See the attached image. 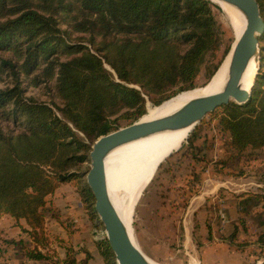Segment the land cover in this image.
Returning <instances> with one entry per match:
<instances>
[{"label":"trees","instance_id":"16d2710c","mask_svg":"<svg viewBox=\"0 0 264 264\" xmlns=\"http://www.w3.org/2000/svg\"><path fill=\"white\" fill-rule=\"evenodd\" d=\"M257 2L264 20V0ZM212 5L210 0H0V82L14 80L0 89V116L16 123L0 127V218L9 215L28 235L31 247L23 248L28 259L57 264L45 226L47 196L79 179L96 138L121 127V121L140 118L146 97L157 106L193 88L203 55L215 43ZM60 25L84 34L88 46L68 42L69 30ZM259 47L264 65V31ZM51 81L60 104L24 96L23 82L38 87ZM210 113L219 114L232 150L262 148L264 72L257 71L246 102H229ZM78 191L95 218L91 190L79 183ZM98 246L103 260L114 264L108 242ZM71 253L65 249L63 264H86L90 258L86 252L77 261Z\"/></svg>","mask_w":264,"mask_h":264},{"label":"rangeland","instance_id":"374dc122","mask_svg":"<svg viewBox=\"0 0 264 264\" xmlns=\"http://www.w3.org/2000/svg\"><path fill=\"white\" fill-rule=\"evenodd\" d=\"M213 4L211 10L215 19V43L203 55L193 88L176 92L167 99L206 85L232 47L234 39L226 17L220 7L215 2ZM60 27L68 29L66 25H60ZM69 33L68 42L83 41L88 46V43L84 41L86 37L84 34L70 30ZM260 51L259 47L258 73L264 72ZM106 67L109 69L108 66ZM13 82L14 80L10 76L6 77L0 82V89L11 87ZM26 84V82L22 83L24 96H33L39 101L50 104L53 102L60 104L54 93L53 81L38 87ZM148 105L156 106L146 97L145 113L138 119L145 116ZM11 107L12 104L9 105V108ZM218 121V113H208L204 116L188 132L180 145L163 160L155 175L142 188L138 198H132L130 188L129 191L123 182H119L115 186L119 200L129 218L131 236L135 244L156 264H197L194 259H191V262L185 259L188 256L182 247V221L191 215V210L195 206L210 205L216 207L217 210H223L228 204L239 203L243 205L241 206V209L245 211L243 213L251 214L252 218L259 219L257 222L263 228L260 226L258 230L263 231L262 229H264V198L262 197L264 194V146L259 149L248 147L242 152L232 150L229 144V134L223 130ZM120 123L123 127L128 122L121 121ZM2 126L15 128L16 123L12 118L2 120L0 116V127ZM81 136L83 135L81 134ZM188 138H190L189 141H187ZM85 141L87 142L86 139ZM89 166L88 153V159L80 169L81 176L79 179L73 180L77 184V190L79 183L86 184L85 175ZM77 204L78 206L82 205L87 213L89 219L86 220V223L91 228L89 231L91 238H94L95 243L104 241L103 225L99 223L98 216L91 219L82 200ZM0 221H3V218ZM18 224L10 219L5 225L17 226L21 232L19 234L21 237L17 239H15L17 231L11 239H4L5 234L0 230V264H40L41 262L30 260L24 255L23 248L29 247L30 241L28 235L21 231ZM72 224L77 225L74 221ZM69 229L64 230L67 239L71 237L68 232ZM51 237H53L51 249L54 248L57 254L56 259L58 257V260L55 259V261L57 264H63V247L74 251L72 245H68L72 242L68 240L67 247L57 244L58 241L62 240L58 239V234H53ZM19 239L25 243L23 245L16 244ZM76 240L80 244L81 240ZM11 241L15 243L13 244ZM96 247L99 249L98 245ZM52 254L54 253H50V255ZM73 255L75 256V254ZM111 261L116 264L114 256ZM89 264L108 263L101 258L98 251H93Z\"/></svg>","mask_w":264,"mask_h":264},{"label":"water","instance_id":"95a60500","mask_svg":"<svg viewBox=\"0 0 264 264\" xmlns=\"http://www.w3.org/2000/svg\"><path fill=\"white\" fill-rule=\"evenodd\" d=\"M240 8L245 25L232 49L230 71L224 87L208 97L192 99L166 115L148 120L138 119L109 133L100 135L89 151L90 166L86 172V185L94 197V211L103 225L106 241L116 264H152L131 239L129 232L111 202L106 183L104 159L114 147L167 129L189 126L192 129L200 120L217 107L229 102L242 104L250 96V90L242 85V77L249 60L258 61L259 36L264 31L257 0H223ZM259 63V62H258ZM259 67V65H258Z\"/></svg>","mask_w":264,"mask_h":264},{"label":"crops","instance_id":"0c3cea01","mask_svg":"<svg viewBox=\"0 0 264 264\" xmlns=\"http://www.w3.org/2000/svg\"><path fill=\"white\" fill-rule=\"evenodd\" d=\"M80 199L77 184L74 181L60 184L52 194L47 196L46 207L50 211L47 212L45 226L51 240H53L51 237L53 234H58V239L63 240L64 232H66L64 230L71 227L68 231L71 237L68 239L65 237L63 242L61 240L57 244L67 246L68 240L71 241L72 243L68 245H72L76 260L84 258L85 253L88 252L90 258L86 264H89L93 251L99 253L96 246L101 241L95 243L94 238H91L89 234L91 228L86 223L89 219L87 213L82 205L77 204L81 202ZM241 206L243 205L239 203L228 204L223 210H217L210 205L195 206L191 210V215L182 221V247L188 256L185 259L188 262L194 259L197 264H264V229L258 230L260 226L261 228L263 226L257 222L259 219L252 218L251 214L243 213L245 211L241 209ZM2 218L0 230L5 234L4 239H11L16 231L15 239L21 237L17 226H5L6 222L12 218L7 214L2 215L0 220ZM73 221L77 225L72 224ZM20 222L25 225L23 220ZM102 229L106 240L104 228ZM76 239L81 240L80 244L76 242ZM63 249L65 254V247Z\"/></svg>","mask_w":264,"mask_h":264},{"label":"bare ground","instance_id":"6f19581e","mask_svg":"<svg viewBox=\"0 0 264 264\" xmlns=\"http://www.w3.org/2000/svg\"><path fill=\"white\" fill-rule=\"evenodd\" d=\"M212 1L215 2L224 13L228 27L234 39L229 53L225 56L218 69L206 85L186 91L181 95L165 100L160 105H148L147 112L141 120H148L166 115L192 99L208 97L213 93L220 91L224 87L229 76L232 49L236 39L239 37L244 28L245 16L240 8L234 4L227 3L223 0ZM258 65L259 63L254 57H252L248 62L242 77V85L246 90H250L254 84L255 76L258 71ZM191 130V127L186 126L154 132L124 142L111 149L105 156L104 164L109 197L121 220L125 224L132 240L133 237L131 236L129 218L119 200L118 192L116 191L115 186L117 183L123 182L124 185L128 187V190L130 188L132 198H138L141 194L142 188L155 175L159 165L175 148L180 145L188 132ZM146 258L152 264H156L147 256Z\"/></svg>","mask_w":264,"mask_h":264},{"label":"built area","instance_id":"2783aa9c","mask_svg":"<svg viewBox=\"0 0 264 264\" xmlns=\"http://www.w3.org/2000/svg\"><path fill=\"white\" fill-rule=\"evenodd\" d=\"M104 234H105V231H104Z\"/></svg>","mask_w":264,"mask_h":264}]
</instances>
